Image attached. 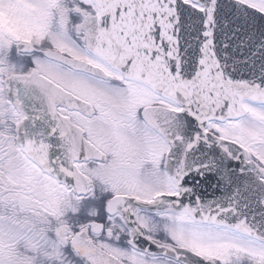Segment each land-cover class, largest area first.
I'll use <instances>...</instances> for the list:
<instances>
[{"label": "flooded vegetation", "instance_id": "obj_1", "mask_svg": "<svg viewBox=\"0 0 264 264\" xmlns=\"http://www.w3.org/2000/svg\"><path fill=\"white\" fill-rule=\"evenodd\" d=\"M84 76L89 79L92 78L96 85L106 89L108 92H103L104 98L107 96V99L115 100L116 104L111 106L100 98H93L91 101L83 94H78L73 88V84L68 87L62 82L60 83L65 89L72 91L80 100L89 102L91 108L76 110L60 105L59 113L74 123L83 133L85 139L104 154L102 160L85 159L77 162L81 172L93 181L95 188L90 193L82 195L74 191L73 188L67 187L69 190L70 235L72 239L77 234L82 233L87 240L125 264H185L177 257L190 259L189 264H264V258L252 254L255 253L253 250L239 251L233 246L229 249L227 247L222 248V243L225 240L215 241L217 243L215 249L205 250L201 247V243H203V237L207 233L226 239L229 237L228 233L236 238L239 235L230 229L227 231L218 226L197 224L185 213L175 211L139 209L135 216L150 238L177 246L175 248L182 249L186 251L185 253L179 250L180 252H177L174 258L162 252L149 254L133 247L131 241L137 234L129 228L120 212H107L105 204L108 199L123 194L151 201V199L162 194L172 195L177 192V185L171 179L167 166L182 172L193 169L204 170V168H210L213 165L208 162L210 159L205 156L206 150L203 153L192 154L191 158L189 154L182 151L177 156L170 155L171 145L168 140L148 121V116L157 123L158 120H162L160 116H157V113H162L160 110L156 112L158 108L164 107L166 110L178 111L179 107L173 101H167L148 88L140 87L136 83L134 85L125 79L120 80L111 76V79L106 80L86 74ZM82 83L91 87L94 84L89 81H82ZM98 92L102 94V92ZM138 94L146 100L135 107V96ZM121 102H124L125 105H120ZM250 107L252 109L264 108V105L250 104ZM80 117H83L86 123L81 122ZM230 124L229 122L218 123L214 121L209 124V131L221 138L237 140L242 145L249 147L253 154L264 162L263 149L251 147L237 135L234 137L225 132ZM126 129L139 131L141 135L127 132ZM207 142H209L207 139L182 140L179 142V147L184 149L186 146H192V144L202 145ZM218 165L217 162L215 167ZM128 168L132 169V174L135 177L141 179L137 186L125 188L109 183L108 179L117 177ZM150 176L154 178L157 184H162L164 187L161 191L146 195L147 184H144L143 180ZM87 191L88 189H85L84 193ZM93 223H100L103 227L99 229V225L95 226ZM192 227L195 230H192ZM193 231L198 232L196 238L191 237ZM183 233L185 236L182 235ZM230 239L234 240L235 238L230 237ZM249 240L256 245L264 246V244L253 239ZM189 250L199 255V258L188 254L187 251L189 252ZM222 255L229 257V260L224 261ZM74 264H79L75 256Z\"/></svg>", "mask_w": 264, "mask_h": 264}, {"label": "rangeland", "instance_id": "obj_2", "mask_svg": "<svg viewBox=\"0 0 264 264\" xmlns=\"http://www.w3.org/2000/svg\"><path fill=\"white\" fill-rule=\"evenodd\" d=\"M77 6L85 10L92 8L87 0H0V264H9L8 258H2L7 256L10 264L38 263L40 256L35 248L37 247L35 231L42 230V226L45 228L44 225L51 230L63 229L68 222H71L68 190L54 178L42 174L40 169L23 154L15 137L7 134L4 129L10 119H17L19 116L5 99L2 83L4 77L15 73H30L35 69L68 87L73 84L78 94H83L91 101L93 98H100L111 106L116 104L115 100L107 99V96L104 98L103 92L108 91L96 85L92 78L63 69L37 55L19 57L15 54L14 46L19 41L35 44L48 40L54 42L56 49L58 47L61 51L87 57L73 34L76 24L82 20L79 13L77 15L70 11ZM49 45L51 46L50 43ZM82 81L94 84L91 87ZM135 98V107L146 100L140 94ZM120 105L125 103L121 102ZM253 112L255 116L251 114L242 123L228 126L225 132L234 137L237 135L251 147L264 150V108H255ZM79 120L86 123L83 117ZM126 131L141 135L139 131L132 129ZM253 131L256 133L252 134ZM108 181L113 186L129 188L137 186L141 179L135 177L132 169L128 168ZM143 183L147 184L146 195L161 191L164 187L162 184H157L151 176L144 179ZM51 230L49 233L57 239L56 233ZM192 230L195 229L192 227ZM197 234V231H193L191 237L196 238ZM182 235L185 236L184 233ZM228 235L226 239L207 233L203 237L201 247L205 250L215 249L217 244L215 241L225 240L222 248L253 250L255 253L252 254L264 258L263 245L261 247L240 236L236 238L229 233ZM230 237L235 239L231 240ZM28 245H32L33 251H29ZM65 251L66 257L71 255L67 248ZM222 257L224 261L229 260V257L224 255ZM46 259L47 256L42 262ZM60 264H70V262L61 259Z\"/></svg>", "mask_w": 264, "mask_h": 264}, {"label": "water", "instance_id": "obj_3", "mask_svg": "<svg viewBox=\"0 0 264 264\" xmlns=\"http://www.w3.org/2000/svg\"><path fill=\"white\" fill-rule=\"evenodd\" d=\"M227 7L228 11L231 9H241V7L233 3H229ZM98 12L99 15L103 14L100 9H98ZM230 14L232 15L234 23L241 22L239 13L233 10ZM173 15L174 13L172 12L171 16ZM98 17L89 19L87 28H89ZM171 20L169 15L167 23H170ZM217 40L218 44H220L221 36L217 38ZM84 42L87 44V39H84ZM20 49L24 51L30 50L26 45H20ZM88 72L94 73L95 71L91 69L88 70ZM192 77L194 82L199 80L197 75ZM130 78L133 79L132 76ZM200 80L198 82H200ZM202 80L205 81L206 79ZM6 82L8 93L13 104L18 106L26 116L18 127V141L22 144V147H24L27 156L31 157L49 174H53L61 181L68 182L78 190H81L88 184V181L78 173L72 162L74 159L89 157L86 156L89 152L83 150L82 147L79 146V141L71 143L67 137L70 135V131H65V124H67L73 134L76 133L73 127L66 123L59 113H57V107L61 103L71 106L73 105L74 99L71 96L65 95V92L62 91L61 88H58L51 80H47L36 72L26 76L15 75L7 79ZM248 86L249 85H237V93L242 95ZM227 88H223L220 92H227ZM261 96L262 95L259 94L258 97L261 98ZM223 104L225 105V113H227L232 106L229 96H225ZM223 104H221L222 113ZM215 105L217 108V101ZM181 132L182 131L175 132L176 136H174V141L178 138L177 134H179V140H181ZM220 146V148L224 149V153L227 152L229 147L227 148L226 145L224 147V144H220ZM230 149L231 148H229V154H231ZM249 157L248 154L244 155V157H242L241 154H237L236 158H231V161L226 164L225 167L221 166L220 168L215 167L214 169L206 170V174L200 176V180L197 181V183L200 184L194 186V188L191 187L194 185V180H197L196 177L188 180L187 177H185L188 172L183 171L180 177L182 183L180 194L182 195L173 198L170 202L169 199L167 201V199L162 196L150 203L133 199V201L126 204L130 205L132 209L136 207L162 209L164 202H168L169 208L185 211L198 222H207L227 228L229 227L238 233L240 232L260 242H264V184L257 179L260 174H264V170L253 164ZM223 169L226 171L230 169L232 171L231 184L236 190L233 194H226L225 183H223L222 178L217 180L216 177L212 175L213 172ZM173 175L177 180L178 172H173ZM203 187L205 188V194L201 192ZM211 187L213 194L210 192ZM240 194L244 195L240 196ZM110 204L111 202L108 203V205ZM124 217L127 218L129 225L134 224L132 214L129 216L125 213ZM74 242V248L82 254L88 264H118L115 259L109 257L100 250L98 251L96 247L93 246L95 249L92 250L91 248L85 247L86 243ZM136 247L148 252H153V249L158 248V251H162V253H167L171 256H175L177 252H180L165 244H160L159 246L157 243H142V245ZM190 255L196 257L193 254ZM178 259L183 262L190 261L188 258Z\"/></svg>", "mask_w": 264, "mask_h": 264}, {"label": "bare ground", "instance_id": "obj_4", "mask_svg": "<svg viewBox=\"0 0 264 264\" xmlns=\"http://www.w3.org/2000/svg\"><path fill=\"white\" fill-rule=\"evenodd\" d=\"M217 81V80H216ZM207 91V88H205L204 90H203V92H206ZM192 92V91H191Z\"/></svg>", "mask_w": 264, "mask_h": 264}]
</instances>
